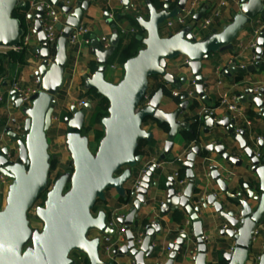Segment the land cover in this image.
<instances>
[{
  "label": "water",
  "instance_id": "95a60500",
  "mask_svg": "<svg viewBox=\"0 0 264 264\" xmlns=\"http://www.w3.org/2000/svg\"><path fill=\"white\" fill-rule=\"evenodd\" d=\"M51 1L58 4V0ZM174 1L162 0L159 3L162 8L149 2L148 20L134 15L140 31L147 32V37L138 35L137 38L142 41L144 48L123 63L124 76L117 84L108 81L106 76L110 71L109 62L125 38L121 39L118 31H115L108 48H102L100 42L94 38L92 45L95 47L97 61L85 86L87 89H95L109 100V114L102 119L104 136L98 144L97 152L93 153L89 147V136L83 134L88 114L94 108L93 104L87 101L82 107L73 106L72 115L64 117L67 126L66 144L72 156V169L61 174L50 188L51 160L56 159L57 155L50 153L48 132L59 105L56 97L65 83L69 63V37L80 26L91 3L78 0L76 8L63 7L66 21L58 26L61 33L55 47L48 44L43 30L44 9L38 7L35 14L28 15L27 18L35 22V32L41 44L36 49L41 64L35 72L40 84L37 85V93L31 96L29 105L23 104L22 95L17 90H11L9 96L20 118L0 117V176L3 175L11 181L6 204L0 208V264H79L72 257L75 252L85 255L90 264H110L101 258L102 238L90 237L93 230L111 237L117 233L115 226L108 223V215L104 211L98 214L93 212L97 202L106 199L108 189H115L127 203L134 199L128 214L119 216L114 221L121 227L125 226L127 237V243L118 247L113 252L114 255H132L137 264H146L145 257L151 258L158 252L152 239L161 233L160 221L145 227V238L138 247L134 241L133 226L140 219L139 214L146 204L149 189L158 185V181L153 179L159 166L167 160L176 161L183 167L189 182L183 195L178 196L175 179L173 176L169 178L168 201L163 205V213L167 214L171 209L185 208L192 219L193 234L198 244L194 256L195 264H208V239L199 215L201 207H194L191 202L201 183V179L196 178L194 169L196 159L202 156L203 151L200 146L193 147L185 159H176L172 154L176 135L190 129V124L180 121V116L188 108H193L195 103L183 91L179 107L173 112H166L161 108L166 94L164 88H160L148 103L144 104V99L149 91L150 78L154 76H162L169 85L182 89L187 77L178 79L168 72V61L185 56L189 59L186 66L190 68L196 81L194 96L200 97L210 106L206 95L209 82L202 73L203 62L213 53L234 50L235 40L250 20L257 16L264 18V0H241L240 13L235 15L233 21L221 31L213 30L211 35L200 41L190 32V27L176 33L170 31L168 36H163L165 21L179 15L189 0H177L173 8ZM124 3L130 6L127 0ZM17 8H27V3L23 0H0V48L19 46L25 36L22 21L13 16ZM207 8L205 6L196 14L191 11L190 15H193L194 21H199ZM108 16L107 12L106 17ZM116 27L113 24V28ZM254 53L256 60L253 63L237 66L233 62L225 69V74H250L264 68V29L260 33ZM6 85L7 82H3V86ZM236 99L243 104H255L260 109L258 118H264V88L249 87L243 93L238 92ZM203 117L207 125L206 131L215 127L227 129L232 139L240 144V149L251 160V171L259 177L258 195L248 185H244L245 192L238 193L236 189H230L231 181L223 179L218 168L214 166L211 175L219 189L207 199L214 206L219 218L229 223L230 227L224 228L222 235L234 240V247L230 252L224 249L221 251L223 260L228 264H246L255 244L257 227L264 224V165H261L260 158L250 144L248 128L244 126L239 132V120L231 112L225 118L216 120L211 110L206 109ZM151 119L162 126L170 127L168 140L164 151L143 176L140 187L135 190L126 185L129 181H134V175L143 161V155L137 154L140 141H150L154 136L143 127ZM199 121L200 118H197L195 122ZM259 144L263 145L264 141L259 140ZM207 150L218 152L230 164H243L239 156L227 151L228 147L223 141L207 147ZM46 191L45 205L36 209V215L44 223V228L42 231H34L30 227L29 212ZM252 201L257 203L256 207ZM189 239L191 236L181 234L176 243L170 245L172 252L166 264L175 263ZM260 264H264V254Z\"/></svg>",
  "mask_w": 264,
  "mask_h": 264
},
{
  "label": "crops",
  "instance_id": "0c3cea01",
  "mask_svg": "<svg viewBox=\"0 0 264 264\" xmlns=\"http://www.w3.org/2000/svg\"><path fill=\"white\" fill-rule=\"evenodd\" d=\"M23 1L26 2L27 0ZM65 1L67 0H58L57 4V7L62 10L61 17L63 22L66 21V14L63 12ZM68 1H70V6L73 8L77 7L78 0ZM86 1H90L91 4L88 7V10L84 13L81 26H85L89 29L88 37L91 39V43L87 44L84 41V37H82L78 43L69 45L68 47L69 63L65 73V83L59 95L56 97L59 105L56 108L53 125L48 132L50 153L57 155V158L60 150L51 152V147L53 145L59 149L64 148L69 152L66 144L67 126L64 122V117L72 115L71 109L73 106L79 107L80 102L84 101L86 103L89 101L82 96L87 91L91 90L86 88L85 82L92 76L94 72L92 64H96L97 61V57L94 53L95 47L92 45L94 38L100 42L102 48L109 47L110 40L115 31H118L121 39L125 35L129 37H138L140 34L144 35L146 38L147 32H141L139 26H135L132 17L138 15L139 17L148 20L150 17L149 2L157 5L158 8H162L159 4L162 0H127L130 6H126L124 0ZM176 1L177 0L173 3V8ZM222 2L225 4L221 5ZM188 4L191 6L190 12L194 11V14L199 13L205 6L208 8L199 21H194L193 15H189L184 24L175 22L173 26L169 27L164 23V37L168 36V32L170 31L176 33L186 27H190V32L195 35L196 40H203L211 35L213 30L221 31L224 26L233 21L235 15L240 13L241 0H189ZM214 7L220 9L221 17L215 19L211 27L206 31H199L197 28L198 25L205 17L207 18L210 16L211 10ZM36 11L37 9L31 14H35ZM107 12L109 13L108 17H106ZM27 17V30H25V34L28 33L30 35V42L25 48L27 64L22 65L19 62H10L8 58L2 56L6 55L8 52L5 54L3 51H0V90L3 94V100L0 102V117L4 118H13L17 116L14 102L9 96V92L12 90V85L14 83H17L22 89L37 88L36 81L38 76L35 75V72L41 64V59L36 49H39L41 44L39 42L38 34L35 32V22L29 20ZM113 24H116L117 27L113 28ZM258 29H260V33L262 29H264V18L260 16L251 19L245 29L239 33L234 42V50L213 53L207 61L203 62L202 73L204 77L208 78L209 82V88L206 89V95L209 98L210 106L200 97L194 96L192 101L196 103V107H190L185 113H182L180 121L190 124V129L185 131L193 132L194 123L197 118H200L197 139L189 140L184 136L183 132L177 134L174 138L172 154L176 159H185L193 147L196 146H200L201 151H203L202 156L197 157L194 169L196 178L201 179V183L197 187V191L193 194L191 202L194 207H201L199 215L203 220L205 236L208 239L206 258L208 264H228L223 260L221 251L224 249L227 252H230L234 247V240L230 239L227 235H222L224 226L228 225V228L230 227L229 223L219 218V214L216 212L214 206L210 205L207 200L214 191L219 189L217 182L213 180L211 175L213 172L212 167H217L222 178L231 181L230 189H236L238 193L245 192L244 185H248L249 189L258 195L260 183L258 175L251 171V160L244 151L240 149V144L232 139L227 129L224 127H215L206 131L207 125L204 122L203 116L205 110L210 109L216 120L225 118L226 114L230 111H228L225 106L220 105L222 98L226 97L230 101L235 99L239 106V111L231 113L239 120L238 129L242 130L244 126L248 128L250 144L256 152V155L260 158L261 165H264V144L260 145L258 141V137H264V118H258L260 109L255 104H243L236 99L238 92L243 93L245 89L249 87L254 89L264 88V68L258 72L250 74L234 73L232 76L225 74V69L233 62H236L237 66H247L252 63L255 49L254 43H257L260 36V34L259 36L255 34V31ZM143 48L144 44L140 41L139 50ZM184 59L185 56H180L168 61V72L174 74L178 79H181L184 76L187 77L186 83L182 85V92L189 88L192 80H195L190 68L183 65ZM109 65L110 71L108 72L106 79L117 84L124 76L123 63L117 59H113L112 61L110 60ZM112 66L115 67L112 68ZM3 82H7V85L3 86ZM160 83H163L164 87L171 94L175 90H179L178 87L175 88L166 83L162 76H154L150 78V87L147 93L149 99L154 96V94L151 95V91L158 89ZM169 93L164 95L161 108L166 112H173L179 107V103L176 102L173 94L170 95ZM92 104L94 107L95 102H92ZM60 116L62 117V120L59 118ZM89 117L90 113L88 114L87 120ZM86 123L85 127L87 126ZM143 127L147 131L152 132L154 136L150 141H140L138 149L140 151L139 154L143 155V161L134 175V181H129L126 187L134 186L142 169L151 161L155 162L157 160L160 154L164 151L165 144L168 140V133L170 131L169 126L166 128L165 125L162 126L157 121L151 119L145 122ZM84 135H88L90 138L91 134ZM218 141H223V144L228 147L227 151L239 156L243 160V164H230L223 159L218 152L207 150V147L216 145ZM151 146L155 148L153 152ZM70 159L72 165L71 153ZM179 169L180 166L176 161L167 160L161 163L159 170L153 179L154 181H158V185H154L149 189L146 204L143 206L139 214V224L137 223V225L134 226L133 232L135 234L138 230L145 228L140 224L143 220L148 221V224H154L157 221H160V226L162 227L161 233L156 234L152 239L153 244L158 247V252L152 255L151 258L145 257L146 264H166L169 260L170 253L172 252L170 245L176 243L181 235L182 229H186V231L189 232L191 239L186 241L182 252L178 254L174 264H195L194 256L197 253L198 244L193 234V227L186 225L188 219L192 221L191 217L188 215L185 208L180 207L178 212L183 214L184 219L179 223L175 218V212L173 209L167 214H164L162 209L163 205L168 201L169 188L167 187V183L169 178ZM185 178L187 179V177ZM10 185V180H8L6 184H0V208L4 207L6 204ZM219 194L223 195L221 192ZM122 199L124 198L121 197L115 189H108L106 192V199L101 201L94 213L98 214L100 211H104L108 215V223L114 222L117 217L126 216V214H128L132 202L134 201L133 199L130 203L121 202ZM251 203L254 207L257 206L256 202L252 201ZM204 204H206V207H204ZM114 226L117 229V233L111 239V245L114 249L113 252L118 247H123L127 243L126 233L120 231L122 227L116 222ZM257 231L258 233L255 238V244L249 253V258L246 264H260V257L264 254V224H259ZM97 236L102 238L101 258L105 262L110 264H129L132 261V255L116 257L113 252L106 254L104 252L105 235L97 230L90 232L91 238ZM72 257L76 259L79 264H90L85 255L75 252L72 254Z\"/></svg>",
  "mask_w": 264,
  "mask_h": 264
},
{
  "label": "built area",
  "instance_id": "2783aa9c",
  "mask_svg": "<svg viewBox=\"0 0 264 264\" xmlns=\"http://www.w3.org/2000/svg\"><path fill=\"white\" fill-rule=\"evenodd\" d=\"M224 4L225 3L222 2L221 5H224ZM64 5L70 6V1H68V0L65 1ZM38 7H42L44 9L43 30L45 32L47 42L50 46L55 47L57 40H58L60 33H61V31L58 29V26L60 24H64L62 17H61L62 10L60 8H58L57 5H55L51 0H30L29 8L26 12V17L29 14H31L33 11L38 9ZM190 8H191V6L189 4H187V6L181 11V13L179 15H177L176 17H174L172 19L166 20L165 21L166 25L171 27L174 25L175 22H177L179 24H184L186 22V18L190 15ZM220 17H221L220 9L218 7H214L211 10L210 16H208L207 18L205 17L202 20V22L198 25L197 28L199 29V31H204V30L206 31L208 28L211 27L213 21L217 18H220ZM255 34L257 36H259L260 29L256 30ZM88 35H89V29L85 26H81V24H80V26L78 28H76L74 30V32L70 35L69 45H73V44L78 43L82 37H84V41L87 44H90L91 39L88 37ZM193 36L195 37V35H193ZM85 37H87V38H85ZM29 42H30V35L28 33H26L19 46H16L13 48H0V51H3L5 54L11 50L16 51V52H20L28 46ZM254 47L255 48L257 47V43H254ZM255 60H256V54L254 53V55L252 57V63ZM187 64H189V59L187 57H185V59L183 60V65H187ZM114 67L115 66H112V68H114ZM36 84L37 85L40 84L39 78L37 79ZM195 85H196V81L192 80L190 85H189V88L184 90L192 98L194 97ZM12 90H17L22 95L23 104L29 105L31 103L30 98L33 94L37 93L38 87L37 88L22 89L19 87V85L17 83H14L12 85ZM182 93L183 92L179 89V90H175L172 94L174 97L177 98V97H180L182 95ZM2 100H3V94H2V91L0 90V102H2ZM149 101H150L149 96L146 95V97L144 99V104L148 103ZM84 104H85L84 101L80 102L79 107H82ZM220 105L225 106L227 108V110L230 112L236 113L239 111V106L237 105L235 99L233 101H230L226 97H223ZM240 131L241 130H239V132ZM259 140L264 141V137H258V141ZM153 163H154V161H151L142 169L140 176L138 177L137 181L134 183L133 188L135 190L140 187L143 176L151 168ZM173 177L175 179L174 184H175V187L177 188V195L182 196L184 189L186 188V186L188 184V180L180 174L179 170L174 173ZM8 180L9 179L4 177L3 175L0 176L1 184H3V183L6 184L8 182ZM111 224L114 226L115 222H111ZM186 225L192 226V221L188 219L186 221ZM224 228L227 229L228 225H225ZM120 231L122 233H126L125 226H122ZM257 233H258V231L256 230L255 234L257 235ZM181 234L189 235V232L186 231V229H182ZM145 235H146L145 228H142V229L137 231V233L135 234V239H134L135 245L137 247L143 243ZM111 239H112L111 236H105V238H104V241H105L104 252L106 254H110L114 250L112 245H111ZM129 264H137V263H136V260L133 258Z\"/></svg>",
  "mask_w": 264,
  "mask_h": 264
},
{
  "label": "trees",
  "instance_id": "16d2710c",
  "mask_svg": "<svg viewBox=\"0 0 264 264\" xmlns=\"http://www.w3.org/2000/svg\"><path fill=\"white\" fill-rule=\"evenodd\" d=\"M156 1V0H153ZM27 8H17L14 13L13 16L16 18H19L22 23H23V27L25 30H27V24H26V12L29 8V3L30 0H27ZM132 21L134 22L135 26L138 27L137 24V20L132 17ZM124 43H121L120 46L118 47L117 53L115 54V56L111 59V61L113 59H117L120 62L124 63L125 61H127L128 59H130L131 57H134L139 50V46H140V41L137 39L136 36H124ZM3 57L8 58V60H10V62H19L22 65H26L27 64V56H26V50L23 49L20 52H14L13 50L9 51L6 55H2ZM96 66V64H92V68L94 69ZM164 88L165 92L168 94L169 91L164 87L163 83H160L159 88ZM158 89H155L153 91H151V95L155 94L157 92ZM170 95H172L171 93H169ZM83 98H86L87 100H89L90 102H95L94 108L92 110V112L90 113V117L88 118V125L86 127H84V134H89L90 132L94 133L95 136V142L97 144H99L100 140L103 138L104 136V130L99 131L97 129L98 125H102V119L106 116H108L109 114V100L105 97H103L101 94H99L95 89H91L90 91H87L85 94H83L82 96ZM177 103H182L181 101V97H174ZM194 107H196V103L194 105ZM193 107V108H194ZM198 125L199 122H195L194 123V131L193 132H189V131H182L184 136L189 139V140H196L197 136H198ZM166 128H168V125H165ZM155 148H153L151 146V150L152 152L154 151ZM139 149L137 151V153L139 154ZM51 164H52V168H51V172L55 171L59 165V159H52L51 160ZM180 174L183 177H186V170L183 167H180L179 169ZM61 172H58L57 174V178L61 175ZM56 178V179H57ZM45 193H43L39 199L44 200L45 198ZM121 202H125L124 199L121 200ZM101 203V201H98L93 212H95L99 206V204ZM179 209H175L173 210L175 212V218L176 220L180 223L182 222V220L184 219V216L182 213L178 212ZM139 222V221H138ZM135 223V225H137V223ZM139 224V223H138ZM140 224H142L143 227H146L148 225V221L143 220L140 222ZM134 225V226H135ZM133 226V229H134Z\"/></svg>",
  "mask_w": 264,
  "mask_h": 264
},
{
  "label": "rangeland",
  "instance_id": "374dc122",
  "mask_svg": "<svg viewBox=\"0 0 264 264\" xmlns=\"http://www.w3.org/2000/svg\"><path fill=\"white\" fill-rule=\"evenodd\" d=\"M59 118H61V120H62L61 116ZM86 122H87L86 124L88 125V120H86ZM97 129L99 131L104 130L102 125H98ZM89 134H91L90 135L91 142H90V146H89L90 150L93 153H96L97 152V148H98V144L95 142L94 133L90 132ZM56 150H58V151L60 150V152L58 153L59 165H58V167H57V169L55 171L50 172V185H49V188L52 187L53 184L55 183L56 178H57L56 176H57L58 172H61L63 174V173H66L67 171H69V169H72V167H69V166H72L71 165V159H70V153L67 150H65L64 148H60L59 149V148H56L53 145L51 147V152H56ZM47 192L48 191L45 192L44 200L38 199V201L36 202L35 206L29 212L30 227L34 231H42L43 228H44V223L36 215V209L39 206L43 207L45 205V202H46V199H47Z\"/></svg>",
  "mask_w": 264,
  "mask_h": 264
}]
</instances>
